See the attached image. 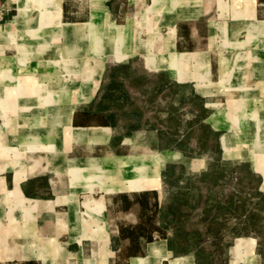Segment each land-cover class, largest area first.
<instances>
[{
	"label": "crops",
	"instance_id": "obj_1",
	"mask_svg": "<svg viewBox=\"0 0 264 264\" xmlns=\"http://www.w3.org/2000/svg\"><path fill=\"white\" fill-rule=\"evenodd\" d=\"M7 2L0 264H200L161 219L168 173L190 161L188 131L172 139L169 121L197 100L190 129L213 134L220 158L245 164L264 190V0ZM123 68L151 86L117 93L127 81L109 76ZM148 99L165 106L150 112ZM226 254L264 264L253 235Z\"/></svg>",
	"mask_w": 264,
	"mask_h": 264
},
{
	"label": "rangeland",
	"instance_id": "obj_2",
	"mask_svg": "<svg viewBox=\"0 0 264 264\" xmlns=\"http://www.w3.org/2000/svg\"><path fill=\"white\" fill-rule=\"evenodd\" d=\"M129 76L135 78L128 79ZM109 78H112L110 82L117 80L115 83L126 79V87L120 90L119 87H113L117 93L133 88V92L139 94L151 86L140 83V79H147L141 69L135 72L119 69ZM175 91L173 88L168 89L171 112L177 108L175 103L181 102L177 97L172 98ZM146 103L149 104L147 108L150 112L165 106L160 101L153 104L150 99ZM132 107L146 114L145 105L141 107L138 102ZM180 107H184V111L180 116L171 115V130L168 133L172 139H176L188 131V141L183 149L190 161L185 166L174 164L169 171L167 183L170 207L161 216L163 221L170 223L167 230L174 237L176 248L180 252H194L200 264H226L227 249L233 239L240 235H253L264 249V190L259 178L251 174L245 164L222 160L213 134L205 129H190L194 111L200 108L197 100L186 98ZM179 124L182 131L176 128Z\"/></svg>",
	"mask_w": 264,
	"mask_h": 264
},
{
	"label": "built area",
	"instance_id": "obj_3",
	"mask_svg": "<svg viewBox=\"0 0 264 264\" xmlns=\"http://www.w3.org/2000/svg\"><path fill=\"white\" fill-rule=\"evenodd\" d=\"M14 12L7 0H0V25Z\"/></svg>",
	"mask_w": 264,
	"mask_h": 264
}]
</instances>
